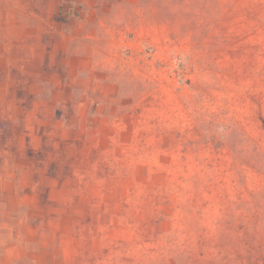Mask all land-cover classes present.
Instances as JSON below:
<instances>
[{
  "label": "rangeland",
  "instance_id": "rangeland-1",
  "mask_svg": "<svg viewBox=\"0 0 264 264\" xmlns=\"http://www.w3.org/2000/svg\"><path fill=\"white\" fill-rule=\"evenodd\" d=\"M0 264H264V0H0Z\"/></svg>",
  "mask_w": 264,
  "mask_h": 264
}]
</instances>
